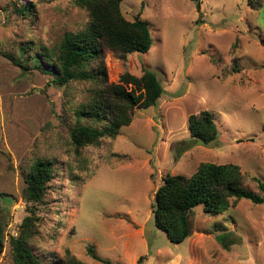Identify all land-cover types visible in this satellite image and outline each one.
<instances>
[{
  "label": "rangeland",
  "instance_id": "rangeland-1",
  "mask_svg": "<svg viewBox=\"0 0 264 264\" xmlns=\"http://www.w3.org/2000/svg\"><path fill=\"white\" fill-rule=\"evenodd\" d=\"M198 1L199 9L190 0L121 2L125 20L148 23L152 45L125 62L105 52L107 83L151 70L164 93L156 106L135 109L115 138L75 150L74 124H92L77 116L91 86L53 85L37 66L55 71L44 50L83 31L88 14L73 0H0V264H13L8 241L27 215L22 193L37 159L53 169L30 242L43 264H59L66 250L101 264L88 246L113 264L140 257V264H264V205L241 200L214 217L197 206L193 231L179 244L154 226L153 195L167 174L190 177L203 163L234 164L245 190L258 194L253 179L264 183V0ZM202 111L217 129L208 146L189 134L188 118Z\"/></svg>",
  "mask_w": 264,
  "mask_h": 264
},
{
  "label": "trees",
  "instance_id": "trees-1",
  "mask_svg": "<svg viewBox=\"0 0 264 264\" xmlns=\"http://www.w3.org/2000/svg\"><path fill=\"white\" fill-rule=\"evenodd\" d=\"M122 1L73 0L74 6L87 12V26L83 31L65 34L56 51L44 50L43 61L53 66L55 71H46L37 66L40 71L52 76L53 85L86 82L91 86V99L78 110L77 116L90 120L92 124H74L69 136L75 150L97 145L104 138H115L120 128L131 124L135 109L145 110L156 106L164 93L156 73L151 70H144L140 77L124 72L118 83H107L103 63L105 52L125 62L128 55L145 54L152 45L148 23L139 16L132 22L125 20L120 12ZM190 1L199 9L198 0ZM248 2L254 4L257 0ZM188 128L194 141L203 146H208L217 136L213 115L208 111L191 115ZM52 179L51 161L37 159L32 163L22 193L27 203V215L20 224L17 236L8 241L13 264H43L32 251L30 242L37 233L40 219L37 215L38 207L44 204ZM253 180L257 184L258 194L243 188V175L234 164L203 163L190 177L167 174L153 195L151 212L154 226L170 242L179 244L189 238L187 217L197 206H202L205 215L214 217L241 200L264 205V183L257 178ZM4 198L6 196L0 193V200ZM3 244L0 221L1 248ZM86 253L101 264H113L98 258L91 246L86 247ZM142 260L140 257L137 264ZM59 264L84 263L66 250L65 259H60Z\"/></svg>",
  "mask_w": 264,
  "mask_h": 264
},
{
  "label": "water",
  "instance_id": "water-1",
  "mask_svg": "<svg viewBox=\"0 0 264 264\" xmlns=\"http://www.w3.org/2000/svg\"><path fill=\"white\" fill-rule=\"evenodd\" d=\"M187 222H188V228H189V235H191L192 231H193V221H192V217L191 214L187 217ZM1 245H0V254H1Z\"/></svg>",
  "mask_w": 264,
  "mask_h": 264
},
{
  "label": "bare ground",
  "instance_id": "bare-ground-1",
  "mask_svg": "<svg viewBox=\"0 0 264 264\" xmlns=\"http://www.w3.org/2000/svg\"><path fill=\"white\" fill-rule=\"evenodd\" d=\"M11 188V187H10Z\"/></svg>",
  "mask_w": 264,
  "mask_h": 264
}]
</instances>
